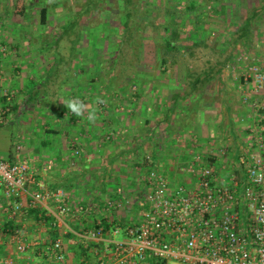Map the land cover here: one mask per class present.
I'll return each mask as SVG.
<instances>
[{
  "label": "rangeland",
  "instance_id": "1",
  "mask_svg": "<svg viewBox=\"0 0 264 264\" xmlns=\"http://www.w3.org/2000/svg\"><path fill=\"white\" fill-rule=\"evenodd\" d=\"M132 1L135 3L134 6L145 11L146 16L138 18L143 21H140V26L144 28L149 21L151 9H154L151 3L153 4L156 0ZM192 2L196 3L193 16L197 15L196 17L203 21V27L207 33L210 32L205 41L206 45L197 49L192 55L177 58L176 64L167 68L161 67L156 46L143 43L138 49V44H131V40L122 38L120 30L123 18L121 16L125 12V0H10V5L7 4L14 12L25 11L26 23L31 29L26 42L36 47L33 49H38V52L33 51L36 55L35 60L40 58L38 61H41L42 53L39 52L51 47V51L43 55L47 57L43 64L45 67L43 76L47 77L48 72L52 75L47 85L38 83L41 87L37 86L32 99H27L26 93L22 91L13 94L12 103L9 105L10 112L4 114L6 98V101L0 103V160H10L11 155L16 154L18 148L23 149L22 153L26 154L25 148L27 146L29 148L30 142L33 144L32 149L40 150L35 154L44 155L45 149L42 143L48 141L49 135L50 137L59 135L49 131L62 128L64 133L49 143L58 145L62 149L65 146V154L56 158L59 159L57 165L58 169L61 168L58 170L61 175L62 173L72 174L78 178L74 179L73 183L70 182L72 183L70 188H63L70 195L73 208L67 222L76 231L97 229V225L104 219L135 222L138 216H141V196L150 169L157 168L169 173V178H173L175 174L179 175L175 167L180 165V156L185 154L180 144L185 140L183 134L186 135V139H196L202 145L209 146L208 142H204V139L195 133L182 132L172 135L168 130H158L157 133H153L150 119L146 120L145 113L144 119L140 118L142 120L136 122L139 127L147 126L149 130L147 134L145 131H138L134 135L129 127L112 130L115 126L111 123H116L120 118L127 116L128 108L125 102L116 106L109 105L116 114L113 118L119 116V119H113L110 124L111 119H102L103 117L100 116L95 123H91L86 119L87 113L81 117L71 115L66 106L60 102L79 98L90 107V103L96 104V98L100 97L105 101L109 99L110 104L113 103L111 101L118 93L108 92L110 76L106 73L114 63L113 58L117 56L115 44L122 39H124L122 57L126 55L127 58L126 63L122 58V62L117 65L116 74H120L122 78L117 79L116 83L120 85L122 83L125 87L127 83L129 84L131 79H128V76L132 72L130 63L137 61L143 74L140 81L137 80L133 84L132 92L140 91L143 87V79H162L168 82L183 79L179 80L180 90L189 91V84L193 82L200 93L207 94L208 99L205 104L212 107L213 113L209 116V120L212 119L211 123L215 128L217 126V131H221L222 134L223 130L228 131V128L245 131L246 127L252 124V119L255 118L252 114L253 108L250 105L243 106L238 87L236 89L235 85L240 82L245 70V66L238 62L241 53L246 52L253 57L256 56L259 61L258 66L264 69V57L261 60L262 47H264L262 46L264 45V0H192ZM134 6L130 7L133 9ZM43 8L49 10L48 23L45 26L41 25ZM179 10L184 12L186 8L180 6ZM75 20L77 24L71 25ZM248 21H251L250 25ZM190 24L191 21H187L186 27ZM67 27L70 28L65 30ZM93 29L98 30L88 39L86 34L94 31ZM81 31L84 36L83 42L79 43L77 38ZM185 31L186 28H184ZM13 54L12 52L11 55ZM104 58L111 61L106 63L105 66H109L106 69L105 66L100 68L99 63ZM41 71L42 67L37 66L35 75L40 77ZM184 79H188L189 82L185 83ZM115 86L118 88L117 85ZM124 86L120 90L124 89ZM15 100L19 104L17 109L14 108ZM114 101L116 102L113 104L119 102ZM114 106H122L124 109L116 112ZM242 107L247 110L246 113L242 112ZM225 109H230L231 113L227 115ZM183 120L178 118V123ZM173 121L176 120L171 118L167 122L172 124ZM152 122L155 123L153 119L151 124ZM138 126L136 124L135 128L139 129ZM109 132L120 134L108 141L106 138ZM227 137L231 139L228 134ZM240 139L242 140L241 136ZM77 140L82 143L81 146L77 144L82 150L79 156L74 155L77 148H74V143L75 141L78 143ZM212 143V148L203 149L204 155H212L214 151L231 148L230 156H233L235 150L243 149L244 145L235 147L226 143L219 145ZM55 171L57 170L53 168L51 172L54 177L57 175L53 173ZM78 174L82 177H78ZM52 184H54L53 181L48 182V185ZM118 188L124 189L125 199L131 204L120 210L107 211L104 203L110 196H114ZM73 189L81 193L80 197L75 196L77 202L70 194ZM82 205L89 211L78 216L74 208ZM74 236L71 239L72 242L70 241L73 248L72 257L67 264L96 262L97 257L93 252L95 244L82 243ZM123 238L122 233L116 236L118 241ZM84 251H86L85 254Z\"/></svg>",
  "mask_w": 264,
  "mask_h": 264
},
{
  "label": "built area",
  "instance_id": "2",
  "mask_svg": "<svg viewBox=\"0 0 264 264\" xmlns=\"http://www.w3.org/2000/svg\"><path fill=\"white\" fill-rule=\"evenodd\" d=\"M8 50L2 47L1 53L9 54ZM238 62L245 66L238 83L240 97L253 108L255 117L243 149H236L233 156L231 148L204 155L203 149L212 148L213 143L206 147L196 139L181 142L186 155L180 156L181 163L175 167L179 175L169 178V173L157 168L148 173L141 216L135 222L115 219L109 221L110 230H70L66 226L73 211L70 195L63 188L50 187L37 166L21 156V148L16 160H0V212L15 222L37 212L60 234L54 240H29L24 227L16 226L9 233L16 250L27 254L43 248L52 261L64 264L63 236L71 233L82 243L95 244L97 261L84 264H264V69L256 56L246 52ZM13 96L5 95L4 114L11 111ZM116 96L117 100L120 96ZM107 101L95 106L97 116L105 117L112 110ZM119 134L109 132L106 139ZM77 144L82 143H74V155L79 156L82 150ZM54 167L50 162L41 172ZM128 204L124 189L118 188L105 206L111 211ZM74 210L80 215L87 212L83 205ZM121 233L123 240H116Z\"/></svg>",
  "mask_w": 264,
  "mask_h": 264
},
{
  "label": "crops",
  "instance_id": "3",
  "mask_svg": "<svg viewBox=\"0 0 264 264\" xmlns=\"http://www.w3.org/2000/svg\"><path fill=\"white\" fill-rule=\"evenodd\" d=\"M9 2L10 0H0V56H1L0 57V103L6 101L5 95L7 93L18 94L21 91L26 93L27 99H31L29 93L36 91V89L38 88L37 86H40L38 85V83L47 85L50 81V73H51L48 72L47 77L43 76L45 69L43 64L45 58H47L44 57L43 55L45 53L50 52L51 47L48 48V50L42 49V51L39 52L42 53V55H40V57L42 58L41 61H38V59L40 60V58H36L37 61L35 60L36 55L33 54V51L36 50V52H38V49H33L36 47L34 45H31V43H28L29 44L28 45L26 42L28 40L27 37L30 34V30H31L28 27V23H26L27 15L25 14V11L24 12L17 10L15 12L12 11V9L8 6L10 5ZM41 25L45 26V24H42V22ZM5 45L11 49L9 51L10 55L7 54L5 55L1 53V48L5 47ZM262 48L263 51L261 53V60L264 57V47ZM12 52L15 55L14 54L11 55ZM41 63L43 66L41 65ZM37 66L38 68L39 66L42 67V71H41L42 74L40 75V77L35 75L36 74L35 69L37 68ZM179 80H183V79H176V81H169V82L167 80L163 81L162 79H143L142 80L143 87L138 92L139 94L137 93L139 95V99L134 98L133 93H131L130 96H125V94L123 96H120L118 98L120 100L117 99V101L119 102H117L116 104H113L116 102L114 101L116 100L115 97H113L114 99L113 101H111L113 102L111 103V105H115V106L117 104H121V103L123 104L124 102L127 104L129 109L126 112L127 116L123 117L124 120H122L123 118L119 119L118 116L116 118L119 120H117L116 123H111L113 119L116 120V118H113V116H116V114L112 113L113 114L112 115L111 111H109V113L105 115V117H103L102 119H111V121H109V124L111 123L112 125L115 126L114 129L112 130L115 129L119 130L124 127H129L134 135L138 131L139 132L145 131V133L147 134L149 132L147 126L139 127L138 123L136 122L138 120H142L140 118H143L145 113L147 114L146 120L149 121L150 119V125L152 126L151 131L153 133L154 132L157 133L158 130L171 131L172 135L174 133L176 134L182 132L187 134L195 133V134H199L204 139V142H208L209 144L206 143L208 145L214 142L215 145L226 143V144H230V146H235V147H238L239 145L242 146V144L244 143L243 141H245L247 138L246 135L248 134L247 131L248 127H246L245 131H239L236 129L228 128V131L223 130V134L221 133V131L220 132L217 131L218 130L217 126L215 128L214 125L211 123L212 119L209 120V116H211L213 113H212V107L209 104H205V101L208 99L207 94H205L204 92L200 93L199 90L197 89V86L193 82L189 84L190 85L189 91L180 90ZM184 81L185 83H187V81L189 82L188 79H184ZM238 83L239 82H237L235 85L236 89L238 87ZM96 104L90 103V108L93 107L95 108ZM137 105H139L138 108ZM14 106L15 109L19 107L17 100L14 101ZM243 106L247 107L245 105ZM244 107H242V112L246 113L247 110ZM130 109L133 110L131 111ZM225 110L227 112V115L231 113L230 109H225ZM214 115H216V113H214ZM171 118L173 120L174 119L176 120L173 121L172 124H170V122H167L171 120ZM178 118H183L184 119L183 122L178 123ZM152 119L153 121H155V123L152 122L151 124ZM136 124L139 129L135 128ZM55 131H57L59 134L57 136H60L62 135V133H64L62 128L57 129ZM227 134L230 135L231 139L227 137ZM183 135H182L183 138L185 140H188L185 137L186 135L185 134ZM57 136L50 137L49 135L48 141L42 143L45 149L43 153L44 155L35 154L40 152V150L32 149L33 144L31 142L29 143V148L28 146L27 148H25V151L27 152L26 154L22 153L23 149L21 150V156L23 158H29L31 162L37 166L38 170L40 171V173H42L44 179L47 181V184L48 182L49 183H51L52 181L54 182V184L49 185L50 187H56L57 185L61 187V185L63 184L68 185L70 184V182H73L74 179L76 180L78 179L74 177V175L72 174L65 175L66 173H62L61 175V173L58 171L61 170V168L59 167L60 169H58L57 161H59V159L56 158L63 156L66 150H65V146L62 149L58 145L56 146L55 144L49 143ZM240 136L242 137V140L240 139ZM17 154H18V150L16 154L11 155L10 160L11 161L16 160ZM50 162H54L56 165L54 169L57 171L53 172L57 174L55 177L52 176L51 174L52 171L48 173L41 172L42 168H44L46 164ZM79 176L80 175L78 174V177ZM80 177H82V175ZM72 191L75 193H71ZM71 192L70 194L72 196V199H74V201L77 202L75 196H79L81 193H79V191H76L74 189L71 190ZM77 215L80 216V214ZM6 226L8 228L7 231L9 233L16 226H20V227L23 226L24 230L27 233V238L29 240H34V239L54 240L55 238H58L60 235L59 233H55L51 229L49 222H44L43 220H41L37 212H33V213L31 212L27 218L25 217V219H20L17 222L10 220L9 217L5 216L0 212V264H59L52 261L49 257H47V254H45L43 248L41 250L40 248H35L29 251L27 254L19 253L16 250L15 245L11 241L9 233H6L5 230L3 229ZM66 226H68L69 229L71 227V225L67 221H66ZM73 236L74 235L71 233L69 235L63 236V240L65 241V250H66L65 253L67 255V260L64 264H67L72 257L73 248H71L72 246L70 241L73 238ZM90 253L93 254L92 252Z\"/></svg>",
  "mask_w": 264,
  "mask_h": 264
},
{
  "label": "trees",
  "instance_id": "4",
  "mask_svg": "<svg viewBox=\"0 0 264 264\" xmlns=\"http://www.w3.org/2000/svg\"><path fill=\"white\" fill-rule=\"evenodd\" d=\"M126 6H125V12H123V15L121 16L123 18V25L120 30V33L122 34V38H127L128 40H131V44H138V49L141 44L143 43H151L157 48V52L159 55V62L161 67L167 68L173 64H176L177 58L181 56L186 55H192L194 52L199 49L203 48L206 45L208 34L207 30L203 27V21L196 16H193L195 10H196V3L192 2V0H156L153 4L151 3V6H153L154 9H151L149 14V21H147L144 28H142L140 25V18L141 16H146L144 13L145 11H142V8L134 6L135 3L132 0H125ZM150 4V3H148ZM130 6H134L133 9ZM180 6H184L186 8V11H180ZM49 18V10L47 8H43L41 11V22L42 24H47ZM150 19H153V21H150ZM160 20V21H159ZM198 20V21H197ZM191 21V24L186 27V22ZM143 22V21H141ZM251 22V21H250ZM250 22L247 23L250 25ZM72 24H77V20H75ZM91 27V26H90ZM70 28V27H69ZM68 27L65 30L69 29ZM184 28H186V31L184 32ZM87 33V37L89 39L90 35H94L96 30ZM201 32L203 34H201ZM146 34V35H145ZM149 34V35H147ZM83 32L81 31L77 42L81 43L83 42ZM156 36L157 38H155ZM86 37V40H87ZM99 39V37H98ZM123 44L124 39L121 40V42L115 44L117 45V56L113 58V62L111 64L110 70L107 71V75L110 76L109 79V86H108V92H114L118 93V95H124L130 96L131 93H133V97L136 99H139V93L132 92L135 84L139 79H141V74H143L140 71V66L137 63V61L130 63V70H132L130 76H128V79H131L129 84L127 83V86L125 87L122 83H116L117 79H121L120 74H116L117 65L119 63L123 62L126 63L125 56L122 57L123 52ZM123 58V59H122ZM110 59L104 58L100 60V68H103L107 62ZM123 63V64H124ZM106 67L109 66H105ZM167 70V69H166ZM165 70V72H166ZM52 75V74H51ZM50 75V78H51ZM117 85L118 88L115 86ZM129 85V86H128ZM124 86V89L120 90ZM129 87V88H128ZM125 90V91H124ZM29 93V92H28ZM30 98L32 99L35 94L34 91L32 93H29ZM129 109V107L127 106ZM126 109V110H128ZM131 111L133 109H130ZM113 109L111 110V114L113 113ZM49 133H56L57 131H49ZM152 168L150 169V171ZM149 171V172H150ZM73 183V182H72ZM72 183L68 185H61L60 188H70ZM57 185L54 188H58ZM105 204V203H104ZM87 209V208H86ZM89 211V210H87ZM33 213V212H32ZM9 224V223H8ZM7 224V225H8ZM105 227L107 230H110L112 225L109 223V219H104L100 224L97 225V229ZM16 228V227H15ZM14 228V229H15ZM6 233H9L7 230V226L3 228ZM13 229V230H14ZM86 251H84L85 254Z\"/></svg>",
  "mask_w": 264,
  "mask_h": 264
},
{
  "label": "clouds",
  "instance_id": "5",
  "mask_svg": "<svg viewBox=\"0 0 264 264\" xmlns=\"http://www.w3.org/2000/svg\"><path fill=\"white\" fill-rule=\"evenodd\" d=\"M69 112H71L76 117L84 116L85 113H87L86 119L91 122L95 123L98 119L96 110L93 108H90L89 105H87L84 101L80 100L79 98H71L68 100H61ZM97 104H103L106 103L105 100L101 99L100 97L96 98Z\"/></svg>",
  "mask_w": 264,
  "mask_h": 264
}]
</instances>
